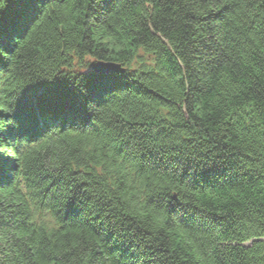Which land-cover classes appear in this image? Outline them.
I'll list each match as a JSON object with an SVG mask.
<instances>
[{
    "label": "trees",
    "instance_id": "16d2710c",
    "mask_svg": "<svg viewBox=\"0 0 264 264\" xmlns=\"http://www.w3.org/2000/svg\"><path fill=\"white\" fill-rule=\"evenodd\" d=\"M0 48V264H264V0H0Z\"/></svg>",
    "mask_w": 264,
    "mask_h": 264
},
{
    "label": "snow or ice",
    "instance_id": "6c2138e0",
    "mask_svg": "<svg viewBox=\"0 0 264 264\" xmlns=\"http://www.w3.org/2000/svg\"><path fill=\"white\" fill-rule=\"evenodd\" d=\"M3 48H0V56H3ZM116 69L109 65L93 64L88 72L84 73L88 77V92L94 93L115 87L118 80L115 77ZM40 94L36 98L35 112L40 116H46L56 111H78L81 101V94L78 92H66V85L62 82H42ZM36 86V85H34ZM4 169V161L0 158V178Z\"/></svg>",
    "mask_w": 264,
    "mask_h": 264
},
{
    "label": "water",
    "instance_id": "95a60500",
    "mask_svg": "<svg viewBox=\"0 0 264 264\" xmlns=\"http://www.w3.org/2000/svg\"><path fill=\"white\" fill-rule=\"evenodd\" d=\"M97 64L109 65L112 68L116 69L117 71L119 70V65L114 64V63L101 62V63H97Z\"/></svg>",
    "mask_w": 264,
    "mask_h": 264
},
{
    "label": "rangeland",
    "instance_id": "374dc122",
    "mask_svg": "<svg viewBox=\"0 0 264 264\" xmlns=\"http://www.w3.org/2000/svg\"><path fill=\"white\" fill-rule=\"evenodd\" d=\"M96 64V63H95Z\"/></svg>",
    "mask_w": 264,
    "mask_h": 264
}]
</instances>
